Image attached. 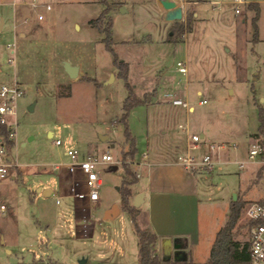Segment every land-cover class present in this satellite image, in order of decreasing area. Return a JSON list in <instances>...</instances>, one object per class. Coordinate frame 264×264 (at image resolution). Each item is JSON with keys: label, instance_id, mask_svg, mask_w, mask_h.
I'll list each match as a JSON object with an SVG mask.
<instances>
[{"label": "rangeland", "instance_id": "rangeland-1", "mask_svg": "<svg viewBox=\"0 0 264 264\" xmlns=\"http://www.w3.org/2000/svg\"><path fill=\"white\" fill-rule=\"evenodd\" d=\"M21 1L17 0L15 8L12 2L0 1V85L17 80L24 88L18 99L17 117L21 120L12 148L13 168L18 164L21 174L16 180L0 183V264H81L84 258L86 264H139L129 211H122L115 220L104 219L103 206L121 202L122 154L130 145L121 121L128 94L125 79L106 47L105 33L91 23L106 8L104 24L111 20L113 47L120 58L130 62L129 81L139 92L148 88H144L142 76L144 62H151L148 66L154 67L153 81L158 85L159 79L168 81L164 78L167 72H178L177 61L184 59L187 48L194 95L189 102L195 109L186 113L184 106L172 102L170 94L169 100L167 97L157 105L134 106L126 121L136 140L137 157L144 155L147 137L151 142L157 138L168 142L174 132H182L179 123L186 121L192 132L205 130L208 140L226 144L213 152V169L198 174L200 239L180 251L184 260L175 263L207 264L231 202L245 200L238 222L242 224L249 204L264 197V173H258L260 164L249 161L247 154L249 142L264 123V0L245 2L240 12L229 0H220V4L182 2L184 15L177 19L178 24L186 22L189 8L200 19L195 15L192 29L177 42L149 46L133 39L144 30V19L157 23L155 12L147 9L138 14L133 7L150 0H121L129 11H122L116 0H39L37 6ZM39 12L46 17L39 19ZM162 12L164 7L160 17ZM167 22L172 30L175 20ZM256 37L260 40L255 41ZM13 56L15 63L9 61ZM64 60L81 65L87 76H70ZM204 98L206 102L200 103ZM165 127L168 132L163 134ZM57 137L62 144L54 142ZM233 142L239 147L233 148ZM70 147L88 148L93 154L110 150L116 160L98 166L103 182L94 218L88 221L94 226L85 234L83 220L74 215L72 199L63 195L61 203L56 202L58 175L52 164L67 160L65 150ZM206 149L203 145L202 151ZM243 160L249 162L241 167ZM112 164L117 168H110ZM40 186H50L53 192L38 191ZM248 230L240 227L237 238H249Z\"/></svg>", "mask_w": 264, "mask_h": 264}, {"label": "crops", "instance_id": "crops-1", "mask_svg": "<svg viewBox=\"0 0 264 264\" xmlns=\"http://www.w3.org/2000/svg\"><path fill=\"white\" fill-rule=\"evenodd\" d=\"M0 1H2L3 3L12 2L14 8L18 4V3H13L14 1L17 2V0H0ZM27 1H31V0H25L21 2L23 3ZM116 1H117L116 2L117 6L119 7L121 6L122 11H129L128 8L123 6L124 3L123 1L121 0L119 1L116 0ZM178 1L181 3L189 2V0H178ZM250 1L260 2V0H246L245 2H250ZM139 2L140 3H136L135 7H133V8H137V10L136 11L134 10V12L139 14L140 12L142 13L144 10L147 9L153 10L157 18V23H155L154 25L153 23L146 21V19H144V23L141 24V27L142 26L144 27L143 28L144 30H141V34H140L142 37L139 35L133 40L140 42V44L148 45V46L149 44L162 43L163 41H167L168 38H166V33L171 34L172 30H170L169 28L170 24H168L169 22H167L169 20H165L163 18L164 12H162V17H160L159 15L161 9L163 8L161 1L150 0L148 3H146L145 1H139ZM195 2L197 3L199 2V0H195ZM209 2H211V0H209ZM229 2L234 3L233 0H229ZM195 15L197 19H200L196 12ZM187 33L184 39L185 44L187 41L186 40ZM145 38H148L149 41H145ZM257 39L260 40L259 37ZM123 41L127 42L129 41V39H124ZM185 54L186 56L184 57V59L187 62L188 53L186 47H185ZM150 63L144 62L142 65V69H143L142 76H143V80H145L144 84H146L144 88H147V86L148 88L143 89L142 91L139 92L136 85H133L136 93L139 96H142L145 92L152 91L155 88L152 101L144 103V105L148 107L152 105H157L158 103L165 101L166 100L165 98L167 97H168L167 100H169L170 95H173L174 97H182L184 99H187L188 101L191 96H194L192 95L193 93L191 92V82L188 76V72L187 75H184L178 70L177 67L178 70L177 73L167 72V74H164V78L167 77L168 81H166L165 79H159L160 82L157 85L156 84L157 82L155 83V81H153V77L156 76L155 75L156 72L152 71V68L154 67L148 66ZM78 66H79L78 75L82 74L87 76L86 74L83 73L81 65L78 64ZM188 71H189V67H188ZM128 77H129V73H128ZM195 91L198 94L202 92L201 88L199 87H197ZM181 93L182 95H180ZM199 102L202 103L203 99H200ZM194 109L195 106L191 104L189 110L186 109V113H188V111H193ZM20 120L21 118L19 119V121ZM180 124L181 123H179V125ZM167 132L168 129L166 127L165 129L161 130V133L163 134ZM197 132L201 133L206 138L205 130H201ZM258 132L260 131L258 130L255 133L257 134ZM49 135L52 136L53 131H50ZM55 139L56 138H54V140ZM147 139L148 140L145 146V151L143 153L144 155L142 157H137L136 154L135 157L132 160H130L131 167L136 171L138 175V180L131 184L132 194L130 196L129 201L130 204L134 205V200L136 196H138L140 192L144 193L140 205L137 206L138 221L142 227L148 228L157 233L158 242L156 244L155 251L156 252L160 251L159 253L162 256V243L165 241H172L173 243L178 244V246L176 247L174 246L173 249L174 252L180 254V251H183V249L185 248L188 249L191 247V245L197 244L199 242L201 235L200 234V199H199L200 186H199V178H198V174L200 172H194L192 170H189L177 161L178 154L182 150H184L187 142V136L183 130L182 132L181 131L174 132L172 136H170V140L168 142L161 140L159 138H157L155 142L154 141L151 142L150 137H147ZM250 143L251 141L249 142V146ZM14 144L11 147V155ZM249 146L247 148V154H248ZM70 148H77L81 157L85 156L88 153L93 152V151H89L88 148L84 151L80 150L78 147H70ZM67 150H65V154L68 156L67 160L55 162L52 164L54 171H56V174L58 175L57 198L65 195L72 199L74 215L76 216V218H81L83 220L82 230L84 231L85 234L86 232L89 233V231L91 230L90 228L94 226V224L88 223V221L94 218L93 209L95 202L97 200L90 201L86 198H80L74 195L71 187L73 180L75 179V176L69 173L67 169L66 164L71 160L70 156L67 153ZM13 161H15L14 158ZM55 164H59V168H56ZM256 164L257 166H259L258 163ZM259 167H261V165ZM110 168L113 169L117 168V165L112 164ZM8 174L10 175L7 176ZM8 174L4 177H0V183L4 181L17 179L18 175L21 174V169L19 168L18 164L15 165V168L11 166ZM42 190L45 194H51L53 192V188L50 186H47L45 189L43 188V186H40L38 188V191H42ZM30 198L33 199L34 194H32ZM57 203L59 204L61 202L59 201ZM2 205L4 204H1V207ZM4 208H6L5 205L4 207H2V209ZM104 209L106 210L104 219H114V220L122 211L126 210L122 207L121 202L115 203L112 207L103 206V210ZM137 244L139 251L138 235H137ZM0 258H1V242H0ZM137 258H138V253H137ZM178 260H184V257L180 259H175L173 256L171 259V261H178ZM138 262H139V258H138ZM85 264H86V259H85ZM166 264H175V263L170 262Z\"/></svg>", "mask_w": 264, "mask_h": 264}, {"label": "built area", "instance_id": "built-area-1", "mask_svg": "<svg viewBox=\"0 0 264 264\" xmlns=\"http://www.w3.org/2000/svg\"><path fill=\"white\" fill-rule=\"evenodd\" d=\"M23 1V0H22ZM246 0H233L237 5L236 12H240V5ZM32 5L37 6L39 0H31ZM213 3H220V0H211ZM13 3H16L14 1ZM47 9L51 8V4H46ZM43 12L38 13L39 19H44ZM12 47V45H9ZM15 52V48H12ZM9 61L16 62L15 56L10 57ZM178 70L187 75L188 66L185 59L177 61ZM24 94V88L15 80L13 83H2L0 85V125L5 126L6 131L0 130V177L6 176L14 161L11 155L10 143L15 141L17 133L16 126L18 124L17 105L18 99ZM172 102L177 105L184 106L189 110L191 104L187 99L182 97L172 98ZM206 102V99H203ZM180 128L186 133L187 142L184 150L178 156L177 161L189 170L194 172L211 171L214 167L213 152L216 149L225 147V143H216L208 140L199 132H192L188 121L181 123ZM264 134L258 132L251 140L248 158L251 162H256L261 166L264 165ZM56 144H61V139L54 140ZM203 145L206 151H202ZM233 148H237V142H233ZM71 160L66 164L69 173L75 176L72 183V190L75 196L86 198L90 201H96L100 196V188L103 182L98 166L103 163H115V157L110 150H104L101 154L88 153L81 157L77 148H69L67 150ZM249 161H240V166H245ZM59 168V164H55ZM84 189V190H82ZM60 201L59 198L56 200ZM4 207V205H2ZM246 218L250 221L249 226V251L250 258L246 262L236 264H264V197L252 201L246 209Z\"/></svg>", "mask_w": 264, "mask_h": 264}, {"label": "trees", "instance_id": "trees-1", "mask_svg": "<svg viewBox=\"0 0 264 264\" xmlns=\"http://www.w3.org/2000/svg\"><path fill=\"white\" fill-rule=\"evenodd\" d=\"M107 12V8L104 9L97 18L91 19V23L98 26L99 29L105 33L104 41L106 47L113 52L114 62L119 68V75H121L125 79V85L128 89V94L123 102V113L121 116V121H123L125 124V132L127 139L130 141V145L128 150H123L122 154V158L124 160V175L120 188L121 205L124 209L130 212L135 230L139 238L138 258L140 264H166L170 262L179 263V261H165L162 259L160 253L155 251L156 244L158 242L157 233L140 225L138 221V208L137 206L130 204L129 201L132 194L131 184L138 180V175L136 171L131 167L130 163V160L135 157L137 147L135 137L132 136L131 132L129 131L126 119L129 111L134 106L152 101L155 90L147 91L143 94V96H139L136 93L134 86L129 81L128 77L129 62L120 58L113 47L111 20H108L107 24H104V18ZM195 12L196 11L194 9L189 8L185 23L181 22L178 24V21L175 20L176 24L172 28V33L169 34L168 40L177 42L180 35L192 29V22L195 16ZM256 20L257 17L254 18L255 25H257ZM256 40H258L257 37L255 38V41ZM0 130L5 132V126L0 125ZM259 131L264 134V123L260 125ZM10 143L13 145V140ZM258 173L260 175L264 173V165L259 168ZM244 207L245 200L241 198L231 202L227 220L219 228L215 235V239L211 246L210 256L207 259V264H236L249 260V239L247 238L246 240L241 241L237 238L240 227L246 226L249 229L250 226V221L248 219H245V222L242 224L238 223Z\"/></svg>", "mask_w": 264, "mask_h": 264}, {"label": "water", "instance_id": "water-1", "mask_svg": "<svg viewBox=\"0 0 264 264\" xmlns=\"http://www.w3.org/2000/svg\"><path fill=\"white\" fill-rule=\"evenodd\" d=\"M165 12L163 14V18L165 20H177L183 18L184 15V8L183 4L179 2L178 0H160ZM1 27V24H0ZM64 68L68 72V74L72 77L77 76L79 72V66L77 64H72L68 60H64ZM32 108V105L30 106ZM103 139H107L108 135H101ZM144 193L140 192L138 196H136L134 200V205L138 206L140 205L142 201ZM174 246H178L177 243H173L172 241H165L162 243V259L169 261L174 256L175 259H180L182 257H179L177 252H174ZM176 255V256H175ZM81 264H85V258L80 260Z\"/></svg>", "mask_w": 264, "mask_h": 264}]
</instances>
